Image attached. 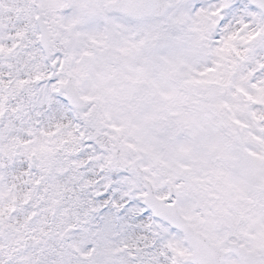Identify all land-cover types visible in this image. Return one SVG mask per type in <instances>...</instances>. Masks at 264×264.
I'll return each mask as SVG.
<instances>
[{"label": "snow or ice", "instance_id": "6c2138e0", "mask_svg": "<svg viewBox=\"0 0 264 264\" xmlns=\"http://www.w3.org/2000/svg\"><path fill=\"white\" fill-rule=\"evenodd\" d=\"M0 264H264V0H0Z\"/></svg>", "mask_w": 264, "mask_h": 264}]
</instances>
